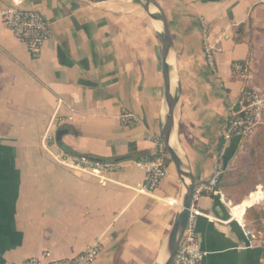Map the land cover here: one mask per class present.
Returning <instances> with one entry per match:
<instances>
[{
  "label": "crops",
  "instance_id": "1",
  "mask_svg": "<svg viewBox=\"0 0 264 264\" xmlns=\"http://www.w3.org/2000/svg\"><path fill=\"white\" fill-rule=\"evenodd\" d=\"M12 2L0 0V264H24L45 250L69 258L96 242L103 250L93 264H153L183 186L171 161L160 187L145 193V171L136 165L155 155L165 116L162 44L152 20L134 2L24 0L52 29L33 57L3 23L1 10ZM158 2L182 86L175 112L180 147L200 169L201 183L218 167L222 182L245 153L244 141L222 135L228 114L246 84L264 88V0ZM204 24L213 34H231L215 71L204 53ZM235 61L247 64V78L235 76ZM125 113L137 122L124 124ZM54 118L56 132L65 130L63 149L119 168L102 183L56 162L42 144ZM259 157L258 181L241 202L220 185V195L201 199L205 215L196 227L204 264H264V241L245 227L248 207L264 211Z\"/></svg>",
  "mask_w": 264,
  "mask_h": 264
},
{
  "label": "built area",
  "instance_id": "2",
  "mask_svg": "<svg viewBox=\"0 0 264 264\" xmlns=\"http://www.w3.org/2000/svg\"><path fill=\"white\" fill-rule=\"evenodd\" d=\"M23 1L16 0V2L5 5L1 10L2 20L14 36L26 44L31 55L38 57L46 42L52 37V29L40 11L24 6ZM230 37L231 34L227 30L213 34L211 27L204 24L203 48L207 64L212 70H216V54L222 50V41ZM247 67V64L235 61L233 63L235 76L247 78L249 76ZM121 120L124 124H130L137 122L138 118L125 113L121 116ZM58 123L57 118L50 122L42 141L43 148L56 162L91 174L99 178L102 183L107 180L108 174L119 168L115 162L90 159L87 156L63 149L57 141L56 127ZM261 126H264V88L259 85L246 84L235 106L228 114L222 135L226 140L238 137L244 141L256 134ZM156 145L157 151L153 158L136 162V165L145 171V180L141 186V191L145 193L157 190L168 174L169 160H171L169 152L161 138L157 139ZM222 175L223 170L218 167L207 182L195 186L188 226L172 264H204L206 252L200 246L196 227L198 217L205 215L200 207V201L205 195L217 196L221 194L219 185ZM169 204L177 206L178 202L170 200ZM247 231L251 235V232ZM102 250L101 242L89 245L84 251L69 258H55L50 251L45 250L40 255L27 258L24 264H93Z\"/></svg>",
  "mask_w": 264,
  "mask_h": 264
},
{
  "label": "water",
  "instance_id": "3",
  "mask_svg": "<svg viewBox=\"0 0 264 264\" xmlns=\"http://www.w3.org/2000/svg\"><path fill=\"white\" fill-rule=\"evenodd\" d=\"M72 1V0H69ZM91 4L114 1L134 2L141 5L157 30L162 44L163 77L165 82V116L160 125V137L166 145L170 159L182 182V195L172 227L167 235L159 258L153 264H172L188 226L190 208L195 186L201 183V171L192 169L188 156L182 151L178 140L176 107L182 94L180 76L177 70L176 51L171 35L167 14L158 0H76ZM156 23L161 24L159 29ZM65 130L57 132V141L63 137ZM90 159H95L90 157ZM103 161V160H99ZM217 168H215L214 172ZM213 172V173H214Z\"/></svg>",
  "mask_w": 264,
  "mask_h": 264
},
{
  "label": "trees",
  "instance_id": "4",
  "mask_svg": "<svg viewBox=\"0 0 264 264\" xmlns=\"http://www.w3.org/2000/svg\"><path fill=\"white\" fill-rule=\"evenodd\" d=\"M261 74L264 75V61L261 64ZM244 149L245 153L238 159V169L226 172L220 184L225 195L235 203L241 202L258 181L260 155L264 161V126H261L252 137L244 140ZM261 175L264 183V169ZM246 219V229L255 239L264 241V211L256 206L248 207Z\"/></svg>",
  "mask_w": 264,
  "mask_h": 264
},
{
  "label": "bare ground",
  "instance_id": "5",
  "mask_svg": "<svg viewBox=\"0 0 264 264\" xmlns=\"http://www.w3.org/2000/svg\"><path fill=\"white\" fill-rule=\"evenodd\" d=\"M156 25L158 26V28H161V24L160 23H156Z\"/></svg>",
  "mask_w": 264,
  "mask_h": 264
}]
</instances>
